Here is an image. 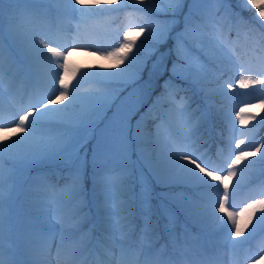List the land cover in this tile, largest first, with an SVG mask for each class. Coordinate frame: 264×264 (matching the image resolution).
<instances>
[{
  "label": "snow or ice",
  "instance_id": "6c2138e0",
  "mask_svg": "<svg viewBox=\"0 0 264 264\" xmlns=\"http://www.w3.org/2000/svg\"><path fill=\"white\" fill-rule=\"evenodd\" d=\"M241 2L245 8H255V15L264 21V2ZM231 4L232 0H0V97L4 92L7 61L9 88L17 82L25 84L31 89L27 92L28 99L34 101L25 107L21 98L20 109L9 107L10 120L0 123L3 132L0 139V264H36L34 256L51 255L53 247L58 262L63 257L68 264H78L79 256L91 242V230L84 231L86 224L91 223L90 214L84 212L87 186L84 176L89 150L97 216L108 228H112V217L117 218L122 261L134 254L128 236L137 201L143 220V239H159V225L153 220L156 215L152 204L153 181L169 190L179 188L159 196L164 230L182 255L191 251L192 245L206 250L203 235L193 236L189 226L203 229L211 225L218 237L217 251L227 248L234 257L250 260L252 264L264 259V250L251 255L247 244L257 227L264 226V179L258 184L253 180L254 176L264 177V138L257 142L252 132L255 125L249 127L252 120L264 124V115L257 113L246 118L242 107L235 112L240 124L237 128L228 114L230 135L226 148L218 146L213 156L207 149L201 151V128L209 112L199 105L193 108L194 96L188 94L195 87L206 98L215 93L228 97L237 87L256 90L257 86L264 93V23L257 22L259 31L250 27L242 16L233 13ZM129 7L132 18L138 22L108 33L111 44L101 43L97 38H90L91 42L83 46L56 42L81 38L82 24ZM181 16L183 28L177 32ZM73 18L77 20L74 34L62 36L63 21ZM132 31L139 35L130 38ZM242 32L252 50L258 53L255 64L246 65L244 57L235 54ZM170 38L175 41L176 54L170 75L160 85L163 91L148 112L133 124L155 91L158 70L167 67L166 55L160 52V46ZM209 48L220 52L233 50L234 67L240 72L234 84L228 81L219 89L208 87L205 66L195 53L209 55ZM73 51L112 58V67L102 68L99 64L77 67L71 73L72 82L67 77ZM146 70L147 79L144 78ZM246 72L251 75L245 76ZM82 80L92 85L83 93L77 91ZM177 81L188 87L181 88ZM181 91L184 95L177 101ZM161 101L169 107L160 115L156 131L150 132L147 119ZM257 106L264 111V98L259 99ZM5 110L0 102V112ZM169 118L174 119L176 130L162 136L159 128L168 125ZM5 159L11 165L7 170ZM45 164L63 165L68 173L63 187L52 183L47 174H42L36 182V189L45 194L52 208L59 231L53 225L29 221L30 226L17 233V247L23 245L21 258L10 240L14 231L12 204L20 179L34 167ZM193 189L197 192L196 199L186 196ZM241 192L245 193L246 200L242 207L234 208L232 200ZM172 205L185 215L184 248L175 236L179 217ZM109 239L113 245L117 243L114 238ZM154 249L155 244L150 243L144 250V264H170L164 259V249L158 252Z\"/></svg>",
  "mask_w": 264,
  "mask_h": 264
},
{
  "label": "rangeland",
  "instance_id": "374dc122",
  "mask_svg": "<svg viewBox=\"0 0 264 264\" xmlns=\"http://www.w3.org/2000/svg\"><path fill=\"white\" fill-rule=\"evenodd\" d=\"M8 6L6 5V8ZM187 10V6H185V11ZM5 17H6V14H5ZM73 20L75 23H76V20L73 18L71 19ZM180 22L183 23V17L181 16L180 17ZM103 21V19H102ZM129 21H134L135 23H137L138 21H136L135 19H133L132 17L128 18L124 24L122 25L121 29H123L124 27L127 26V24L129 23ZM100 22V21H99ZM101 23V22H100ZM183 25V24H182ZM102 27L104 28H110L111 30H115L117 29V27L115 25H111L110 23L107 22H104L102 24ZM133 33L134 35H132L130 38H134L136 36L139 35L138 32H131ZM242 42L241 40H239L238 44H237V47L235 49V54L236 55H240V56H243L244 57V60L246 62V65L247 64H255L256 62V56L258 55L257 52H254L252 50V45L250 44H247L246 41L244 42L245 40V36H244V33L242 32ZM233 38H235L236 36V33L234 32V34L232 35ZM242 43V44H240ZM166 46L164 48H162V50H160V52L162 53H165L166 55V64H167V67H161L159 70H158V75H159V79L156 83V87H155V91H159L158 93H155V95L151 96L147 102L144 104L142 110L143 111H147V108H149L153 101L156 100V97L157 96H160V94L162 93L163 90H161V87L160 85L163 84V81L168 79L169 75H170V70H171V67H172V61L175 60L176 58V54H175V41L173 39H169L168 42L165 44ZM195 51V50H194ZM209 51V55H203L206 57V58H210V55H212L214 53H219L218 56L215 55L216 58L220 57V56H223V52H220V51H216L215 49L213 48H209L208 49ZM226 53H228L230 55V59L232 61V64H231V67L230 68H227L225 70V72L222 74V75H219L220 76V79L217 83H214V84H208V87L210 89H219L221 86L225 85L226 82L228 81H231L233 84L235 83V80L239 78V75H240V72H239V69L238 67H234V56H233V50H225ZM159 54V53H158ZM195 54L199 55L198 52H196ZM201 57V61L203 62L204 66H205V74L206 72L211 69V66H209L208 62H206L204 60V58ZM152 64H151V61L149 62V68H151ZM160 73H162V75H160ZM147 70L145 71L144 73V78L147 79ZM245 76H248V75H251L250 73H244ZM160 84V85H159ZM194 89V100H195V103H193V108H196L197 105H199V107L202 109V110H208L209 112V115H208V118L203 122V125H202V128H201V132H202V135H203V139L201 140V143L204 144L206 142V140L211 136V134H213L212 132L218 130L217 126H215L213 123H212V120L210 117V108L212 105H214L215 103L218 102V99L224 97L222 95H220L219 93H215L209 97H205V94L203 91H200L198 88H195L193 87ZM226 92L228 91V89L225 87L224 89ZM154 91V92H155ZM252 91L251 93H248L247 92H250ZM153 92V93H154ZM152 93V94H153ZM181 95H184V94H181ZM238 95H241L242 96V105H239L241 107H243L244 109H247L249 111H253V112H261V113H264V111L261 110L260 107L257 106L258 104V101L259 99L261 98H264V93H261L259 91V87L257 86V89L256 90H252V89H248V90H241L239 89L238 87L235 88L233 90L232 93L229 94V96L227 98H235V99H238ZM179 96L180 95H177V101H179ZM169 105L168 103H165L164 101H161V104H157L153 110L156 112L157 116H158V120H156L155 124H154V128H153V132L156 131V128L155 126L160 124V120H159V117L160 115L165 112L167 109H168ZM152 110V111H153ZM142 112L138 113L136 115V117L133 119V124H135L136 120H138L141 116ZM231 115V120L232 121H235V126L237 128H240V124L237 120V117L235 115V112H232L230 113ZM225 123L227 125V128H228V133H227V140H228V137L230 135V129H229V125L227 123V117H226V120H225ZM169 128H173L174 130L175 129V121L173 118H169V124L168 125H161L160 128H159V131H160V134L163 136V133L164 131L166 132V130H168ZM214 130V131H213ZM218 132H220L218 130ZM262 138V137H261ZM0 139H3L0 137ZM260 140H258L257 142H259ZM235 144V141L233 140V146ZM226 145H227V141L225 144H223V147L226 148ZM220 146V145H216L214 149L212 150H208L209 153L213 156H215L216 152H217V147ZM209 148V147H208ZM205 149H207L206 147H203L201 149V151H204ZM225 154H227L225 152ZM92 159V157H91ZM90 159V160H91ZM133 159H135V157H133ZM11 165L9 164H6L4 162V167L5 169L7 170ZM64 174H68L67 173V170L65 169V172ZM41 176V173H34V175H31L30 176H26V177H23L25 178L23 182H19V190H18V193L17 195L20 196L19 198V207L18 209H20L19 213L17 212V220L21 223L18 224V229L16 230L15 229V232L16 233V239L14 240L15 242L12 241V235L10 236V240H11V244L13 246V250L14 251H17L19 253V255L21 256V258H23V245L20 244L19 247H17L18 245V240H17V233L20 232V231H23L25 230L26 228H28L30 225H29V221H36L37 223L39 224H43V225H53L55 226V229L56 231L58 232L59 231V225L57 224L56 220L54 219V215H53V211H52V208L51 206L47 203V200H46V197H45V194L41 191H38L36 189V182L38 180V178ZM90 179H91V183H92V173H90ZM154 182V181H153ZM93 185V184H92ZM62 187V186H60ZM175 191H179V188H174ZM136 192L138 193L139 192V186L137 185L136 186ZM245 194V193H244ZM243 194V195H244ZM16 195V196H17ZM196 195H197V192L195 189L191 190V191H187L186 192V196L187 197H190L192 199H196ZM153 197H155V193H153ZM238 196L236 197V195L234 196L233 200H232V204H233V207L234 208H239V207H242L243 203L245 202L246 200V196ZM160 203H161V200L158 199L157 202L154 200H152V204L154 205V207H158L159 211L158 213H156L155 218L158 219V217L160 218ZM165 203H167V201H165ZM84 212L85 213H89L90 214V219H92L96 225L100 226V227H104L105 229H107L109 232L108 233H105V237H112L114 238L117 243L116 244H112L111 241L109 242L113 248L114 246V250H118V239L120 238V233H119V230H118V225H117V218L115 216L112 217V220H111V224H112V228H108L107 227V224L106 223H102L99 219H98V216H97V201H96V198L92 192L91 195H88V193L85 191V197H84ZM135 206V217L137 218V220H140V223H141V233H140V236L139 238L137 239L138 241V245H140L139 249H142L143 248V245H149V240L147 239H143V233H142V228H143V220L142 218L140 217V208H139V202L137 201V203L134 205ZM13 209V208H12ZM174 209V208H173ZM175 210V209H174ZM177 211V215L178 217H184V219L181 220L179 219V223L177 226H181L182 230H184V227H183V223L185 221V215H180L178 214V211L179 210H176ZM18 214L20 215L18 217ZM219 215V214H218ZM93 222V223H94ZM165 224V220L164 222L162 223V225L164 226ZM91 225L89 226H86L84 228V231L85 232H88L89 230H91L90 227ZM261 229V228H260ZM189 231L191 232V234L193 236H196V235H200V234H207L209 237H213L214 234H213V230H212V227L211 225L207 226L206 228H203V229H199V230H191L190 227H189ZM177 231H175L176 233ZM7 235V234H6ZM252 237V236H251ZM249 237V239L251 238ZM206 240L208 239L207 237H205ZM9 239V236L7 235V238L6 240ZM107 239V238H106ZM218 241V237L216 239ZM249 241V240H248ZM56 242H58V236H57V240ZM203 242V241H202ZM170 244L173 245V240L170 242ZM185 244V243H184ZM217 244V243H215ZM111 248V249H112ZM195 248V249H194ZM250 248L251 250L253 251L252 253L254 255H256L257 253L261 252V250H264V232L262 234V236L260 238H256L254 240H252L250 242ZM191 249H194V252H199L201 249L198 245H192L191 246ZM216 249V247H215ZM161 249H157V250H154L155 252H158L160 251ZM172 251H177V249H175L174 247H172L171 249ZM190 252V251H189ZM188 252V253H189ZM231 251L227 248H224L221 253H220V256H217L218 259H222L223 261V264H229L227 263L225 260H229L230 257H231ZM85 254L86 253H82L79 258H78V264H86L87 262V259L85 260ZM137 257V256H136ZM128 258V257H127ZM126 258V259H127ZM135 256L134 257H131V261H134L135 259ZM185 257L181 256L179 258V261H183ZM34 259L36 261V264H68L67 261L62 257L60 259V261L58 262L57 259H56V249L55 247L52 248V252H51V255H41V254H37L34 256ZM138 260L132 262L131 264H144V261L146 259V256L143 255V256H140V258L138 257L137 258ZM64 260V261H63ZM105 264H112L113 263V259H112V256H108L106 257L105 259ZM63 261V262H62ZM203 263V261H202ZM237 262H233V263H230V264H236ZM242 262H240L239 264H241ZM243 263L245 264H252V262L250 260H243ZM91 264V263H89ZM92 264H99L98 261H94ZM115 264H120V263H115ZM257 264H264V259H259L257 261Z\"/></svg>",
  "mask_w": 264,
  "mask_h": 264
},
{
  "label": "bare ground",
  "instance_id": "6f19581e",
  "mask_svg": "<svg viewBox=\"0 0 264 264\" xmlns=\"http://www.w3.org/2000/svg\"><path fill=\"white\" fill-rule=\"evenodd\" d=\"M135 24L134 21H129L128 25H132ZM77 24L73 23V20H64L62 23V27L64 29V32L61 33V35H67L70 34V37L74 34L75 32V26ZM70 32V33H68ZM114 31L111 29L105 30V29H101L98 28L97 26H85L82 31H80V37L78 39H60L57 40V43H63V44H69V45H74V46H83L84 44L90 43V38H97L100 40L101 43L104 44H111L113 41L111 40L110 36L108 35V33H113ZM133 32V31H132ZM132 35H134L133 33L129 32V37H131ZM110 50V49H109ZM81 64L82 66L85 67H91L95 64H99L102 68H111L112 67V63L113 60L112 58L109 59H105L103 56L101 55H97L95 53H88V52H81V51H73V53L71 54L70 58H69V73H68V77L67 79L71 80L72 82H74V79L72 78V71L74 69H76V67H79V64ZM7 74L8 73H4V77H5V81H4V92H3V96L0 97V102L3 103L4 100H7V102H11V105L13 108H15L16 110H19L21 107V98H23V106H27L29 103L34 102V101H30L28 99V95L27 92L31 91L30 88H28L25 84L17 82L14 86H12L11 88H9L8 85V79H7ZM92 85L87 81V80H82L77 91L79 92H86L89 88H91ZM5 106V105H4ZM5 111L4 112H0V123H7L11 116H7L3 114L6 112L7 113V107H5ZM174 132L175 130L172 128H169L168 130H166V132L164 131L163 136H168L169 133ZM12 133L9 132V135H11ZM0 137L3 138V132L0 131Z\"/></svg>",
  "mask_w": 264,
  "mask_h": 264
},
{
  "label": "trees",
  "instance_id": "16d2710c",
  "mask_svg": "<svg viewBox=\"0 0 264 264\" xmlns=\"http://www.w3.org/2000/svg\"><path fill=\"white\" fill-rule=\"evenodd\" d=\"M254 2L255 3H257V4H259V3H262V2H264V0H254ZM231 6H239L240 7V12L244 15V17H246L247 19H248V22H249V26L250 27H252V28H254V29H256L257 31H259L260 29H259V27H258V23L257 22H259V23H264V21H260V18H259V16H256L255 15V13H256V9L255 8H253V7H251V6H248V8H245L244 7V4L241 2V0H232V4H231ZM127 9H131V7H129V8H127ZM124 13L125 12H120V17L119 18H123V15H124ZM254 20H255V22H254ZM162 46V45H161ZM160 46V47H161ZM205 80L206 81H208V82H215V77L214 76H210V75H205ZM177 83L178 84H180L181 82H178L177 81ZM185 86H188L187 84H185L184 86H183V88L185 87ZM191 91V90H190ZM189 91V92H190ZM220 103H221V105H216V106H214V107H212V114H213V117H215V118H219V119H221L222 117H224L225 115V113H226V109H227V107H230V108H233V109H235L236 108V103H237V101L235 100V99H233V98H231V99H227V97L226 98H223L222 100H220ZM243 114H244V116H246V117H248V116H250V115H255V114H257V113H253V112H249V111H247V110H245L244 112H243ZM260 115H264V114H261V113H259ZM257 120H259V116H257ZM152 121H153V119L151 118V117H149L148 119H147V129L150 131V132H152ZM219 124L221 125V126H223V123H222V121H219ZM249 124H250V126L252 127V125H255V127L253 128V134L255 135V138L256 139H260L261 137H263L264 138V135H263V133H264V124H258L257 123V121L256 120H252V121H249ZM42 166H44V167H46V168H52V167H55V166H58V165H56V164H45V165H39V166H37V167H39V168H41ZM258 177V176H257ZM253 178H255V176L253 177ZM86 180V179H85ZM87 181V180H86ZM87 185V184H86ZM154 189L155 190H159V191H163V189H165V188H163V187H161V186H159V185H155L154 186ZM167 190H169V189H167ZM166 190V191H167ZM174 207H175V205H173ZM160 231H162V229L160 228V226H159V239H155V238H153L152 240L154 241V242H156V243H158L159 241H160V239H161V234H160ZM164 233H166V231H164ZM165 236V235H164ZM165 237H168V236H165Z\"/></svg>",
  "mask_w": 264,
  "mask_h": 264
}]
</instances>
